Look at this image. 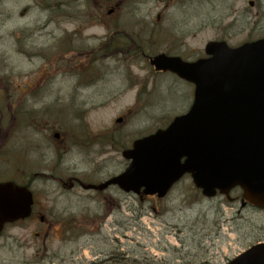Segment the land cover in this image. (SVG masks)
<instances>
[{
  "label": "rangeland",
  "instance_id": "obj_1",
  "mask_svg": "<svg viewBox=\"0 0 264 264\" xmlns=\"http://www.w3.org/2000/svg\"><path fill=\"white\" fill-rule=\"evenodd\" d=\"M248 1L0 0V179L31 177L36 206L58 219L6 225L0 264H224L263 241L264 211L242 207L240 189L208 199L185 176L157 199L57 181L117 174L133 139L184 112L192 86L144 56L261 36L264 0ZM117 26L145 41L141 57L110 55L109 39L100 50Z\"/></svg>",
  "mask_w": 264,
  "mask_h": 264
},
{
  "label": "water",
  "instance_id": "obj_2",
  "mask_svg": "<svg viewBox=\"0 0 264 264\" xmlns=\"http://www.w3.org/2000/svg\"><path fill=\"white\" fill-rule=\"evenodd\" d=\"M206 53L211 56L194 63L164 54L151 59L156 70L168 69L195 83L193 105L167 128L135 140L122 153L131 160L123 173L84 188L117 184L126 192L143 187L145 195L163 197L189 173L205 196L240 186L245 200L264 207V38L235 49L209 42ZM31 203L26 187L0 183V231L4 222L26 217ZM230 264H264L263 246Z\"/></svg>",
  "mask_w": 264,
  "mask_h": 264
},
{
  "label": "flooded vegetation",
  "instance_id": "obj_3",
  "mask_svg": "<svg viewBox=\"0 0 264 264\" xmlns=\"http://www.w3.org/2000/svg\"><path fill=\"white\" fill-rule=\"evenodd\" d=\"M114 11H116V9ZM114 11L112 12V14L114 13ZM159 17H160V15L157 16V18H159ZM121 31H123V32H121ZM107 35H108V39L110 41L117 40L118 46H119L118 48L125 50L126 55L132 61L138 58L139 53H138L137 49H140L141 45L139 43L140 42L138 39L139 34H137V32H131V31L129 32V31H126L125 29L120 28L115 33L111 32L110 34H108V32H107L106 37H107ZM76 178H78V177H76V176L72 177L74 187L79 185V181ZM78 179H80V178H78ZM57 180H59V179H57ZM27 220L28 221L29 220L30 221L31 220L37 221L41 224H45L48 222L46 215L42 213V210H36L35 211L34 206L32 208V213ZM53 220L57 221L56 218H53ZM19 222H21V220ZM263 242H264V239H263Z\"/></svg>",
  "mask_w": 264,
  "mask_h": 264
}]
</instances>
